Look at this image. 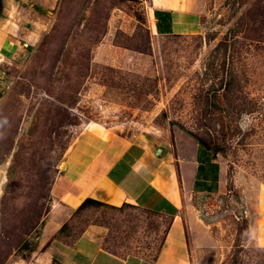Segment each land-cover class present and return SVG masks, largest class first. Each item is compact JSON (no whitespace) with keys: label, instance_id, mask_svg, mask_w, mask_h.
<instances>
[{"label":"rangeland","instance_id":"1","mask_svg":"<svg viewBox=\"0 0 264 264\" xmlns=\"http://www.w3.org/2000/svg\"><path fill=\"white\" fill-rule=\"evenodd\" d=\"M148 11L144 0H0V264H52L39 240L50 187L87 125L129 139L178 126L205 143L223 181L185 198L192 264H264V0H208L189 35L155 34ZM5 37L28 47L11 57ZM93 223L104 247L152 258L168 221L89 206L59 236Z\"/></svg>","mask_w":264,"mask_h":264},{"label":"crops","instance_id":"2","mask_svg":"<svg viewBox=\"0 0 264 264\" xmlns=\"http://www.w3.org/2000/svg\"><path fill=\"white\" fill-rule=\"evenodd\" d=\"M144 2L154 33L168 36L198 32L208 0ZM10 39L15 48L8 51L5 44ZM17 47L22 48L14 37H5L1 42V50L11 57ZM105 131L108 129L87 125L66 152L64 168L61 166L51 184V204L39 240L46 246L52 264H192V246L183 219L185 198L221 190V160L178 126L132 139ZM86 198L109 207L128 205L167 219L155 256L107 251L103 246L106 229L97 223L88 225L70 241L59 236Z\"/></svg>","mask_w":264,"mask_h":264},{"label":"trees","instance_id":"3","mask_svg":"<svg viewBox=\"0 0 264 264\" xmlns=\"http://www.w3.org/2000/svg\"><path fill=\"white\" fill-rule=\"evenodd\" d=\"M190 133V132H189ZM192 134V133H190ZM193 135V134H192ZM198 139V138H197ZM198 141L203 144V145H206L205 143H202L199 139ZM207 146V145H206ZM89 206H94V207H99V206H108L107 204L103 203V202H100L98 200H95V199H92V198H86L82 201V203L79 205V207L76 209V213L79 212V211H82L84 209H86L87 207ZM109 207V206H108ZM111 208L113 209H120V208H117V207H114V206H110ZM105 249L109 252H112V253H115L113 252L112 250H110L109 248H106Z\"/></svg>","mask_w":264,"mask_h":264},{"label":"built area","instance_id":"4","mask_svg":"<svg viewBox=\"0 0 264 264\" xmlns=\"http://www.w3.org/2000/svg\"><path fill=\"white\" fill-rule=\"evenodd\" d=\"M21 46H22V48H27V47H28V43L23 42V43L21 44Z\"/></svg>","mask_w":264,"mask_h":264},{"label":"water","instance_id":"5","mask_svg":"<svg viewBox=\"0 0 264 264\" xmlns=\"http://www.w3.org/2000/svg\"><path fill=\"white\" fill-rule=\"evenodd\" d=\"M62 168H64V165H62Z\"/></svg>","mask_w":264,"mask_h":264}]
</instances>
